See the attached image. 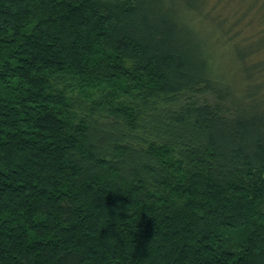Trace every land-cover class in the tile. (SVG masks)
Masks as SVG:
<instances>
[{
    "label": "trees",
    "instance_id": "16d2710c",
    "mask_svg": "<svg viewBox=\"0 0 264 264\" xmlns=\"http://www.w3.org/2000/svg\"><path fill=\"white\" fill-rule=\"evenodd\" d=\"M0 264H264V0H0Z\"/></svg>",
    "mask_w": 264,
    "mask_h": 264
},
{
    "label": "rangeland",
    "instance_id": "374dc122",
    "mask_svg": "<svg viewBox=\"0 0 264 264\" xmlns=\"http://www.w3.org/2000/svg\"><path fill=\"white\" fill-rule=\"evenodd\" d=\"M213 2V1H212ZM239 7V9H242L243 8V6L242 5H238ZM228 9H229V7H227Z\"/></svg>",
    "mask_w": 264,
    "mask_h": 264
}]
</instances>
